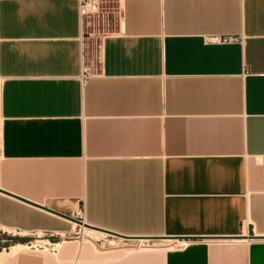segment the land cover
Segmentation results:
<instances>
[{
	"label": "crops",
	"instance_id": "0c3cea01",
	"mask_svg": "<svg viewBox=\"0 0 264 264\" xmlns=\"http://www.w3.org/2000/svg\"><path fill=\"white\" fill-rule=\"evenodd\" d=\"M101 1L0 0V264H264V0Z\"/></svg>",
	"mask_w": 264,
	"mask_h": 264
},
{
	"label": "rangeland",
	"instance_id": "374dc122",
	"mask_svg": "<svg viewBox=\"0 0 264 264\" xmlns=\"http://www.w3.org/2000/svg\"><path fill=\"white\" fill-rule=\"evenodd\" d=\"M119 22V7L115 3H110L107 6H102L99 14L95 17H91L90 19H87L86 24V30L87 32L92 33L93 37L91 39L90 45L88 46L87 52L91 53L92 58L95 60L98 56V45L102 41V39L108 35L112 30L115 29L116 25ZM90 56V55H89ZM87 236H94L88 231H85ZM11 237L8 235H3L0 233V247H4L6 245H9L11 243L16 242V240H13L12 242L9 241ZM14 239V238H13ZM33 241H35V237L32 238ZM89 239L84 238L83 242L87 243Z\"/></svg>",
	"mask_w": 264,
	"mask_h": 264
},
{
	"label": "built area",
	"instance_id": "2783aa9c",
	"mask_svg": "<svg viewBox=\"0 0 264 264\" xmlns=\"http://www.w3.org/2000/svg\"><path fill=\"white\" fill-rule=\"evenodd\" d=\"M102 1L101 0H80V6H79V14L81 17V21L87 19H90L91 17H95L99 14V11L102 7ZM87 27V24H86ZM85 35H83V40L85 39ZM213 41H217L218 39H212ZM221 42H227L228 39H222ZM84 50L82 51V58H83V74L81 76V79L84 80L89 75L88 69L84 66ZM3 83L4 81L0 78V103L2 100V94H3ZM78 220L79 222L85 224V218H84V212L81 211L79 214L76 215L74 218ZM191 242L182 244L180 246L176 245L177 249L181 250L184 249L186 246H188Z\"/></svg>",
	"mask_w": 264,
	"mask_h": 264
},
{
	"label": "water",
	"instance_id": "95a60500",
	"mask_svg": "<svg viewBox=\"0 0 264 264\" xmlns=\"http://www.w3.org/2000/svg\"><path fill=\"white\" fill-rule=\"evenodd\" d=\"M46 210H48V211H50V212H52V213H55V214H57V215H59V216H61V217H64V218H66V219H68V220H70V221H72V222L78 224L79 226L88 227L86 224H83V223L79 222L78 220H76V219H74V218H71V217H69V216H65V215H62V214H58L57 212H54V211L49 210V209H46Z\"/></svg>",
	"mask_w": 264,
	"mask_h": 264
},
{
	"label": "bare ground",
	"instance_id": "6f19581e",
	"mask_svg": "<svg viewBox=\"0 0 264 264\" xmlns=\"http://www.w3.org/2000/svg\"><path fill=\"white\" fill-rule=\"evenodd\" d=\"M18 248L20 249L21 247H18ZM14 252H16V249L13 250V253H14Z\"/></svg>",
	"mask_w": 264,
	"mask_h": 264
}]
</instances>
